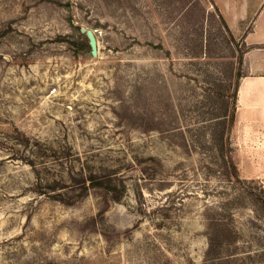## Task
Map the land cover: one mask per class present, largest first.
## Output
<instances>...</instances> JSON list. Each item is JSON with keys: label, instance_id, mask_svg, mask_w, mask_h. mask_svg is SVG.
<instances>
[{"label": "rangeland", "instance_id": "obj_1", "mask_svg": "<svg viewBox=\"0 0 264 264\" xmlns=\"http://www.w3.org/2000/svg\"><path fill=\"white\" fill-rule=\"evenodd\" d=\"M263 13L0 0V264H264Z\"/></svg>", "mask_w": 264, "mask_h": 264}, {"label": "trees", "instance_id": "obj_2", "mask_svg": "<svg viewBox=\"0 0 264 264\" xmlns=\"http://www.w3.org/2000/svg\"><path fill=\"white\" fill-rule=\"evenodd\" d=\"M190 8V6L187 7V10ZM186 10V12H187ZM213 15L218 19V22L220 23L221 26V31H224L225 33H227L229 35L230 41L231 43L234 45V47L236 48L238 46L237 38L234 36V33L232 31V29L230 28L226 18L224 17V15L221 13V11L216 7V9L213 12ZM247 33H245L242 37H241V42L243 45H245V51L242 52L240 54V56L243 58H246L247 53L250 51V47L249 45H247L246 43V37H247ZM240 50H238L239 52ZM238 175V174H237ZM239 177V176H238ZM89 180V183H88ZM101 181V180H100ZM100 181L94 177V176H90V178L85 179V178H81V185L82 188L87 189L89 187V185H102V183H100ZM247 181V180H245ZM96 183V184H95Z\"/></svg>", "mask_w": 264, "mask_h": 264}, {"label": "crops", "instance_id": "obj_3", "mask_svg": "<svg viewBox=\"0 0 264 264\" xmlns=\"http://www.w3.org/2000/svg\"><path fill=\"white\" fill-rule=\"evenodd\" d=\"M261 19L264 20V13L260 17L259 21ZM259 21H258V23H259ZM257 27H258V24L256 26V29H257ZM246 43H247V41H246ZM247 54H249V52ZM242 90H244V91H242V94H244V95L246 93L245 91H259L261 93H264V75L255 76V77H252V79L245 80L244 85L242 87Z\"/></svg>", "mask_w": 264, "mask_h": 264}, {"label": "water", "instance_id": "obj_4", "mask_svg": "<svg viewBox=\"0 0 264 264\" xmlns=\"http://www.w3.org/2000/svg\"><path fill=\"white\" fill-rule=\"evenodd\" d=\"M87 35L89 38L90 46H91V52L94 57L98 56V42L97 38L92 30L87 31Z\"/></svg>", "mask_w": 264, "mask_h": 264}, {"label": "bare ground", "instance_id": "obj_5", "mask_svg": "<svg viewBox=\"0 0 264 264\" xmlns=\"http://www.w3.org/2000/svg\"><path fill=\"white\" fill-rule=\"evenodd\" d=\"M263 22V19H261L258 23V27H257V30L259 32V35L262 36V30H263V27H262V23Z\"/></svg>", "mask_w": 264, "mask_h": 264}]
</instances>
